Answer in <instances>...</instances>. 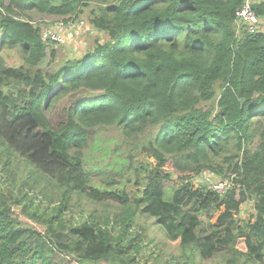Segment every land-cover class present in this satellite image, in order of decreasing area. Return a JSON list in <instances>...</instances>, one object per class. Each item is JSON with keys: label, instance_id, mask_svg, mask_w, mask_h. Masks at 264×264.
Returning <instances> with one entry per match:
<instances>
[{"label": "trees", "instance_id": "trees-1", "mask_svg": "<svg viewBox=\"0 0 264 264\" xmlns=\"http://www.w3.org/2000/svg\"><path fill=\"white\" fill-rule=\"evenodd\" d=\"M243 1L0 0V44L20 61L8 66L0 51L2 166L24 160L36 184L50 182L62 196L47 218L30 213L46 225L41 236L12 211L17 205L25 213L31 198L11 201L0 192V264H52L51 252L27 239L38 235L44 244L76 193L117 201L121 212L116 236L107 220L69 227L55 248L75 264H137L129 254L137 246L128 239L137 210L182 250L184 264H196L193 256L264 264V32L237 33L235 12ZM91 3L97 7L90 23L106 40L45 77L32 72L47 47L32 15L69 22ZM251 8L264 20V0ZM111 126L150 162L134 169L141 189L132 199L123 189L92 184L85 167L83 152L95 142V129ZM205 170L230 178L222 196L195 184ZM246 202L253 212L241 217Z\"/></svg>", "mask_w": 264, "mask_h": 264}, {"label": "rangeland", "instance_id": "rangeland-1", "mask_svg": "<svg viewBox=\"0 0 264 264\" xmlns=\"http://www.w3.org/2000/svg\"><path fill=\"white\" fill-rule=\"evenodd\" d=\"M95 7H97L95 3L89 4L77 19L69 22H64L62 17L32 15L30 23L33 27L38 28L39 35L44 28H57L59 23L63 22V27L58 29L61 41L53 42L54 40L51 39L43 41L47 45L45 55L36 68L31 70L32 72L40 69L45 77L67 61H78L87 51L92 50L96 43L106 40L107 36L95 30L90 23V10ZM258 30L264 32V20H261ZM0 51L8 66L20 64L15 50L9 53L7 45L1 46L0 44ZM52 51H54V56H52ZM208 106H211V103H208ZM94 137L95 142L89 141L83 152L85 167L91 177L92 184L100 189L119 191L123 189L130 199L134 198L141 189V185L134 184L135 177L139 176L134 172V169L150 163L149 160L139 152L134 142L124 139L114 126L97 127ZM129 155L133 158V162L128 158ZM2 160L3 157L0 156V192L11 201L22 195H24L25 203L28 198H31L25 213H21L20 207L17 205L12 206V211L22 226L34 229L36 233L43 236L46 225L39 220H32L29 217L30 213L33 212L36 216L34 218L39 217V219L54 214V208L61 203V190L56 189L50 182L46 183L43 179L40 184L42 187L36 184L35 178L29 174V168L24 164V160L13 161L14 164L10 169H5L2 166ZM166 170L173 172L170 165L166 167ZM141 174L144 173L141 172ZM175 177L176 175L171 173V180L164 182L167 195L170 194V185L175 181ZM227 178L229 177L219 176L205 170L195 179V184L200 183L210 187L212 183L218 180H228ZM76 194L69 195L65 207L61 210L60 219L62 222L54 220L56 232L44 244L41 243L38 235H32L27 239L30 246L40 245L49 250L52 264H75L77 261L73 256L64 254L55 248V244L65 241V235L70 226L78 225L84 221L103 222L107 220L108 228L111 229L112 234L116 236L118 233L117 214L121 212V206L117 201L93 202L86 199L84 195ZM24 202H21L20 206ZM251 212H253L252 203L246 202L238 215L244 217ZM200 219L203 222L202 230L204 232L207 228V218L201 215ZM138 234L139 238L136 236ZM128 239L134 246H137V248L129 249L130 257H134L137 264H184L186 262L182 250L167 241L164 232L155 224L154 218L140 210H137L135 214ZM236 245L238 248L244 249L241 240ZM193 258L196 264H217L220 257L211 260H201L196 256Z\"/></svg>", "mask_w": 264, "mask_h": 264}, {"label": "built area", "instance_id": "built-area-1", "mask_svg": "<svg viewBox=\"0 0 264 264\" xmlns=\"http://www.w3.org/2000/svg\"><path fill=\"white\" fill-rule=\"evenodd\" d=\"M252 2V0H244L241 6L235 12V24L237 27V33L240 30H244L246 32H255L259 29L261 20L255 15L253 9L251 8ZM62 23H59L57 28H44L41 35H39L41 40L46 41L47 39H51L54 40L53 42H57V40L61 41L58 29L63 27ZM227 179L228 180H218L212 183L210 185V188L219 196H222L225 190L229 188L231 184L230 178Z\"/></svg>", "mask_w": 264, "mask_h": 264}]
</instances>
